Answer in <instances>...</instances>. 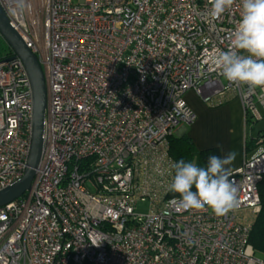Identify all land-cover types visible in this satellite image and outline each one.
Returning <instances> with one entry per match:
<instances>
[{"label": "built area", "instance_id": "built-area-1", "mask_svg": "<svg viewBox=\"0 0 264 264\" xmlns=\"http://www.w3.org/2000/svg\"><path fill=\"white\" fill-rule=\"evenodd\" d=\"M26 3L0 0L43 71V146L30 191L0 208V264H264L249 243L262 140L230 172L234 210H183L169 197L168 139L196 120L188 92L210 108L237 98L249 130L264 118V87L237 86L209 60L231 47L242 0L219 18L210 0ZM31 133L23 65L0 61V191L23 177Z\"/></svg>", "mask_w": 264, "mask_h": 264}, {"label": "clouds", "instance_id": "clouds-1", "mask_svg": "<svg viewBox=\"0 0 264 264\" xmlns=\"http://www.w3.org/2000/svg\"><path fill=\"white\" fill-rule=\"evenodd\" d=\"M209 14L219 18L230 9L234 0H210ZM26 0H18L16 11H25ZM240 22L230 37L229 50L216 49L209 58L213 70H219L231 83L250 89L264 87V0H242ZM245 53V54H241ZM235 153L221 158L212 155L206 167L180 159L169 190L179 194L183 210L211 209L223 216L238 206V190L229 179ZM195 187V191H193Z\"/></svg>", "mask_w": 264, "mask_h": 264}, {"label": "crops", "instance_id": "crops-1", "mask_svg": "<svg viewBox=\"0 0 264 264\" xmlns=\"http://www.w3.org/2000/svg\"><path fill=\"white\" fill-rule=\"evenodd\" d=\"M187 94L186 103L196 114V120L192 124H181L174 130L173 135L177 137L186 135L199 151L219 148L221 158L229 152H234L235 159L227 167L231 172L239 168L244 155L249 156L253 151L245 150L246 135L257 137L258 132H264V128L252 134L255 126L253 125L248 133V127L244 122L243 108L237 98H232L219 107L210 108L204 105L192 92Z\"/></svg>", "mask_w": 264, "mask_h": 264}, {"label": "water", "instance_id": "water-1", "mask_svg": "<svg viewBox=\"0 0 264 264\" xmlns=\"http://www.w3.org/2000/svg\"><path fill=\"white\" fill-rule=\"evenodd\" d=\"M0 36L12 51V56L1 63L18 59L25 70L32 94V133L27 168L23 177L13 185L0 191V208L14 202L30 191L39 166L43 146L44 118L47 104L43 71L36 56L25 45L18 32L0 6Z\"/></svg>", "mask_w": 264, "mask_h": 264}, {"label": "trees", "instance_id": "trees-1", "mask_svg": "<svg viewBox=\"0 0 264 264\" xmlns=\"http://www.w3.org/2000/svg\"><path fill=\"white\" fill-rule=\"evenodd\" d=\"M0 49L7 52L0 57V61L13 55L11 49L5 44V41L1 38V36ZM260 140H262L261 144L258 143ZM258 144L263 146L264 149V132L262 131L258 132L257 137H246L245 150H253ZM168 152L174 160V163L178 162L180 159H184L185 162H194L201 167L207 166V161L210 156L217 155L221 157L219 148H209L201 151L197 150L191 139L186 135L180 137L174 135L171 136L168 139ZM193 191H195V187H193ZM259 196L261 207L252 224L249 243L253 247L256 255L264 260V178L259 184ZM169 197H179V194L171 191Z\"/></svg>", "mask_w": 264, "mask_h": 264}, {"label": "rangeland", "instance_id": "rangeland-1", "mask_svg": "<svg viewBox=\"0 0 264 264\" xmlns=\"http://www.w3.org/2000/svg\"><path fill=\"white\" fill-rule=\"evenodd\" d=\"M74 3H77L78 0H73ZM2 38V37H1ZM3 39V38H2ZM6 44V43H5ZM7 45V44H6ZM8 46V45H7ZM5 53H7L6 51H3L2 49H0V57H2V55H4ZM194 94V93H193ZM195 96V95H194ZM185 97L188 98V94L185 95ZM264 128V120L263 121H259L257 123H255L254 129L252 130L253 132H251L252 134H255L259 129ZM248 133H249V129H247ZM136 211L139 213H146L148 211V204L147 203H140L138 204Z\"/></svg>", "mask_w": 264, "mask_h": 264}]
</instances>
